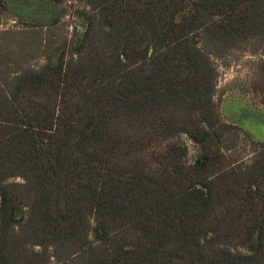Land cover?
<instances>
[{"label":"trees","instance_id":"trees-1","mask_svg":"<svg viewBox=\"0 0 264 264\" xmlns=\"http://www.w3.org/2000/svg\"><path fill=\"white\" fill-rule=\"evenodd\" d=\"M80 1L54 59L0 72V264H264V141L226 155L214 99L264 0Z\"/></svg>","mask_w":264,"mask_h":264},{"label":"rangeland","instance_id":"rangeland-1","mask_svg":"<svg viewBox=\"0 0 264 264\" xmlns=\"http://www.w3.org/2000/svg\"><path fill=\"white\" fill-rule=\"evenodd\" d=\"M2 2L0 72L38 66L46 61V54L50 52L54 59L51 49L82 31L79 10L84 4L80 0ZM214 63L218 71L214 99L220 118L242 130L234 144L224 150L239 162H247L258 141H264V45L243 42L223 57L214 58ZM178 140L187 145L186 160L192 162L198 146L185 135Z\"/></svg>","mask_w":264,"mask_h":264}]
</instances>
